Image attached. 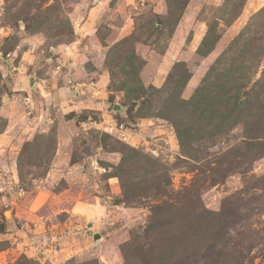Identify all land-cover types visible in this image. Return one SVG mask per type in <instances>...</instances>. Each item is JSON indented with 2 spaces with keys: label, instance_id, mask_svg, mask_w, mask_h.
<instances>
[{
  "label": "rangeland",
  "instance_id": "obj_1",
  "mask_svg": "<svg viewBox=\"0 0 264 264\" xmlns=\"http://www.w3.org/2000/svg\"><path fill=\"white\" fill-rule=\"evenodd\" d=\"M0 26V264H264V0H0Z\"/></svg>",
  "mask_w": 264,
  "mask_h": 264
},
{
  "label": "water",
  "instance_id": "obj_2",
  "mask_svg": "<svg viewBox=\"0 0 264 264\" xmlns=\"http://www.w3.org/2000/svg\"><path fill=\"white\" fill-rule=\"evenodd\" d=\"M114 108L117 109V105H115ZM6 216H7V215H6ZM8 216H9V215H8ZM8 216H7V217H8ZM99 237H100L99 233H94V234H93V241H94V243L98 240Z\"/></svg>",
  "mask_w": 264,
  "mask_h": 264
},
{
  "label": "built area",
  "instance_id": "obj_3",
  "mask_svg": "<svg viewBox=\"0 0 264 264\" xmlns=\"http://www.w3.org/2000/svg\"><path fill=\"white\" fill-rule=\"evenodd\" d=\"M6 31L7 30H5V27L0 26V37L6 35Z\"/></svg>",
  "mask_w": 264,
  "mask_h": 264
},
{
  "label": "bare ground",
  "instance_id": "obj_4",
  "mask_svg": "<svg viewBox=\"0 0 264 264\" xmlns=\"http://www.w3.org/2000/svg\"><path fill=\"white\" fill-rule=\"evenodd\" d=\"M5 214H6L7 216L9 215V213H8V212H6Z\"/></svg>",
  "mask_w": 264,
  "mask_h": 264
},
{
  "label": "crops",
  "instance_id": "obj_5",
  "mask_svg": "<svg viewBox=\"0 0 264 264\" xmlns=\"http://www.w3.org/2000/svg\"><path fill=\"white\" fill-rule=\"evenodd\" d=\"M76 206V205H75Z\"/></svg>",
  "mask_w": 264,
  "mask_h": 264
}]
</instances>
